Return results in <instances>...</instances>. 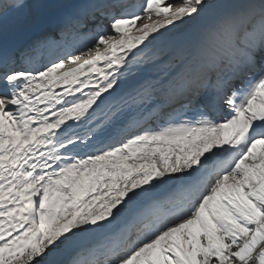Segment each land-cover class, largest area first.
<instances>
[{
	"label": "snow or ice",
	"instance_id": "1",
	"mask_svg": "<svg viewBox=\"0 0 264 264\" xmlns=\"http://www.w3.org/2000/svg\"><path fill=\"white\" fill-rule=\"evenodd\" d=\"M0 264H264V0H0Z\"/></svg>",
	"mask_w": 264,
	"mask_h": 264
},
{
	"label": "rangeland",
	"instance_id": "2",
	"mask_svg": "<svg viewBox=\"0 0 264 264\" xmlns=\"http://www.w3.org/2000/svg\"><path fill=\"white\" fill-rule=\"evenodd\" d=\"M145 22H149L150 23L151 21H145ZM132 34H136L134 29H133V33ZM84 58H90V56L89 57L85 56Z\"/></svg>",
	"mask_w": 264,
	"mask_h": 264
}]
</instances>
